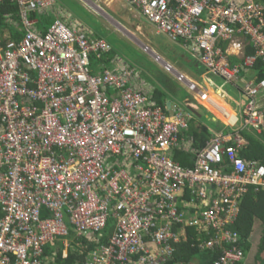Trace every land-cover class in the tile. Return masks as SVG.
Segmentation results:
<instances>
[{"label": "built area", "instance_id": "obj_1", "mask_svg": "<svg viewBox=\"0 0 264 264\" xmlns=\"http://www.w3.org/2000/svg\"><path fill=\"white\" fill-rule=\"evenodd\" d=\"M123 1L193 51L211 83L241 88L234 123L198 148L191 115L169 114L136 89L141 82L122 59L93 75L92 58L113 47L57 17V0H0L18 7L19 21H5L23 33L0 35V264H48L44 250L57 241L68 249L70 233L82 253L92 247L85 264H162L172 242L188 240L187 228L210 238L203 250L231 244L216 264L245 260L229 227L250 187L264 191V165L240 155L246 131L264 133V79L254 71L264 62V3ZM48 13L57 16L43 33L35 16ZM175 150L191 153L194 165L177 164Z\"/></svg>", "mask_w": 264, "mask_h": 264}, {"label": "crops", "instance_id": "obj_2", "mask_svg": "<svg viewBox=\"0 0 264 264\" xmlns=\"http://www.w3.org/2000/svg\"><path fill=\"white\" fill-rule=\"evenodd\" d=\"M57 2L59 3V1ZM64 3H59V6H58L59 9H58V12H56L58 16L56 14L55 16L59 18H65V17L72 18L73 17L75 19L73 21L77 25H80L85 32L91 33V35H93L95 38H101V39L106 40L104 36L102 35L105 33V31H112V32H116V31L110 28L107 22L100 19L99 16L103 17L101 13H104V15L107 16L114 23L109 20L108 22L112 23L117 28H119L125 34L126 38H128L132 43L137 44L142 50V52L145 54V56H148L152 60L153 65H155L156 67L158 65L160 69L164 68L162 64L155 61V59L146 52V49L148 50L151 49L150 51L152 53L154 52L161 60H163L166 64L170 65L173 68V72H169V73L166 72L165 70H163V72L159 71V68H158L159 72H156L151 66L143 65L140 62H133V63L126 62L124 61V59H122V61L125 62L128 68L134 71V74L138 76V78L135 76L138 79V81L141 82L135 87L136 89H139L145 92L146 94H148L149 96H151L153 102L157 104L159 107L161 106V104L157 101L158 92H160L165 97L164 102H162L164 106L163 108L161 107L164 111H167V113L172 114V112H175L176 109H183L185 114L189 113L191 115L192 120L190 121V124L198 130H202L201 125L203 124H201V122L204 120L206 121L208 120L212 124L214 123L211 126H206L209 128L208 130L210 131V134H211V138L207 141V143L215 135H219V134L225 135V133H227L228 130H230L228 125L234 123V119H235L234 115L237 114V110L241 105L242 97L239 92L241 88L237 89L236 85H233V84L224 83L223 85H217L216 81L217 80L221 81L220 79H216L214 80V83H211L212 77H209L208 75H206V71L204 67L201 66V63H199V61L196 59L193 51L185 47L183 44H180L182 47H178L184 53L183 55L181 54V58L184 60L186 64H188V68H187L188 71L184 72L180 70L179 68H177L169 60L167 61L160 53H158L152 46H150L149 39L153 38L154 36L153 32H150V31L145 32L144 30L146 28L145 25L143 26L139 20L131 18L132 17L131 13H135V14H138V13L130 11L128 8L126 9V5L124 6V10H120V8L116 7L112 3H107L103 5V7H102V4L100 5L96 4V6L98 7V10L97 12L94 11L96 12L94 14H97L99 16L94 15V14H91V15L99 17L100 19L99 23L101 22L102 28L104 30V32H100V31L98 32L96 31L95 28L93 29L89 27L88 25H86L87 22L80 19V17H76L73 14L74 11L70 9L69 5H67L66 3V6H67L66 7L65 5H63ZM83 7H84L83 9L85 10L86 9L85 6ZM55 16H53V21L51 23L49 22L50 24L45 28L46 30H43L41 27L39 28L41 32L45 33L51 27V25L55 21V18H56ZM127 20L131 24L138 26L139 28H137V30L141 29L142 32H145V34L147 35V38L145 39L147 41L141 40L137 36V34L134 33L135 32L134 30L133 32L129 31L130 28L128 27L129 23L126 22ZM155 34L158 35L156 32ZM111 46L113 47V52L108 55L109 57L107 58L108 60L107 63L100 61L101 62L99 64L100 69H102L103 66L109 67L111 63L113 64H116L117 62L118 64L120 63V59H121L120 58L121 55L119 52V50H121L120 47L117 45H111ZM162 47L164 51H167L164 46ZM228 52L233 58H235V61L240 60L241 54L239 53L238 50H236L233 47H229ZM245 52H247L248 54H252V50L249 48ZM144 64H147V63H144ZM178 75H182L185 80L180 81ZM255 77H257V79L259 80L256 74H255ZM187 83L197 84L199 88L204 90L205 94L207 95V98L206 99L203 98L197 91H191L189 87L187 86ZM183 85L188 90L187 95H185L184 93H181L180 91V88H182ZM226 85L232 86V89L234 90L236 97L232 96L226 90L225 88ZM242 85L243 84H241V86ZM219 92L220 94L218 95ZM181 94L183 95L182 97H181ZM263 100H264V96H263ZM191 125H190V128L192 130ZM247 132L248 131H246V134L249 135V133ZM257 135L261 136L262 134L258 133ZM244 138L246 139L247 144L242 149V151L246 150L249 146V140L246 137ZM256 236H258V241H259L260 236H261L260 230H256L254 232L253 237H252L253 243L255 242ZM54 252L55 250H53V252L51 251V254H54ZM251 257L252 256L248 257L245 264H252V260H250Z\"/></svg>", "mask_w": 264, "mask_h": 264}, {"label": "trees", "instance_id": "obj_3", "mask_svg": "<svg viewBox=\"0 0 264 264\" xmlns=\"http://www.w3.org/2000/svg\"><path fill=\"white\" fill-rule=\"evenodd\" d=\"M59 3H61L60 0ZM258 2L264 3V0H257ZM64 3V1H63ZM75 13V12H73ZM7 14H13L16 21L18 19V7L15 5H5L0 7V35L4 36L8 32L11 39L20 40L23 33L15 26L7 23L5 16ZM35 18L39 21V28L43 30L53 21V16L50 14L36 15ZM50 22V23H49ZM105 56L102 60L107 63V58ZM92 72L96 75L99 72L100 60L92 58ZM255 74L258 76L259 80L264 79V62L260 61L254 69ZM220 92L218 93V95ZM157 101L161 104L160 107L163 108L165 97L158 92ZM202 130L196 129L191 125L190 134L195 138V143L198 148L205 147L207 141L211 138L209 128L201 125ZM244 136L249 140V146L246 150L240 152V155L248 160H256L260 164L264 165V134L255 135L246 133ZM172 159L184 168H190L194 165V157L191 153L182 152L175 150L172 153ZM113 221L109 223L108 230L105 231L104 238H102V245L108 244V241L113 233L114 225ZM232 232H236L239 235V240L232 246H237L239 250L244 254V261L238 264H245L248 257L253 255V250L256 251L255 256L252 260L253 264H256L264 260V191L256 192L254 187H250L249 193L245 196L241 204V212L238 216L237 221L234 225L229 227ZM256 230L261 231L260 240L252 242L253 234ZM188 240L181 241L179 243H171L172 256L166 258L162 264H216L219 258L223 254V248L225 246L229 247L231 244H225L222 248H216L215 250H203L201 249L207 242L208 238L204 232L198 231L196 228L186 229ZM214 232L211 233V235ZM68 239L70 240V247L68 249L64 248L61 241H57L54 247H47L44 250V257L48 260V264H85L87 259V253L92 249L89 246L86 249V253H81L78 250V246L73 243L76 241L73 239V235L70 233ZM210 239V238H209ZM76 243V242H75ZM55 250V258L52 257L51 251ZM83 252V251H82ZM50 253V254H49ZM264 264V261H263Z\"/></svg>", "mask_w": 264, "mask_h": 264}, {"label": "rangeland", "instance_id": "obj_4", "mask_svg": "<svg viewBox=\"0 0 264 264\" xmlns=\"http://www.w3.org/2000/svg\"><path fill=\"white\" fill-rule=\"evenodd\" d=\"M60 1H61V3H63V1H65V3L63 5L66 6V3H67V5H69L70 9L73 10L74 12H76V13H73L76 17H80V19H82L88 23V24L86 23V25H88L89 27H91L93 29L95 28L96 31H98V32L99 31L104 32V30L102 28V24H101V22L99 23V20L102 19L103 21L107 22L109 24L110 28H112L116 32L105 31V33L102 35L104 36L106 41H108V43H110L111 45H117L120 47V49H121V50H119L120 55H121L120 58L124 59V61L131 62V63L140 62L143 65L151 66L156 72H159V71L163 72V70H165L166 72L169 73V71H167V69H165V68L160 69L158 67V65H157V67L155 65H153L152 60L148 56H145V54L142 52V50L140 49V47L137 44L132 43L128 38H126L125 34L119 28H117L112 23L108 22V20L109 21H112V20H110L107 16H105L104 13H101V15L103 17H101L97 14H94L98 10V7L96 6V4L97 5L102 4V7H103V5H105L107 3H112L116 7L120 8V10H124L125 2L123 0H60ZM83 6H85V8L88 10L85 9L86 10L85 11L83 9L84 8ZM94 11H96V12H94ZM91 12H93V13H91ZM65 14H67V13H65ZM91 14L99 16L100 19H99V17L91 15ZM131 14H132L131 18L137 19L141 22V24L143 26L145 25V27H146L144 29L145 32L146 31L153 32V34H154L153 38H150L151 40L149 39L150 46H152L158 53H160L167 61L169 60L177 68H179L180 70H182L184 72H187L188 71V69H187L188 64H186L184 62V60L181 58V54L183 55L184 53L182 52L181 49L178 48V47H182V46L178 43L170 41L165 35H161V34H158L160 36L156 35L155 34L156 31L151 27V25L147 24L143 18H141L138 14H135V13H131ZM64 20L72 28L79 26L73 21V20H75L73 17L72 18L65 17ZM128 20L126 22L129 23V25H128V27L130 28L129 31L133 32V30H134L135 31L134 33H136L137 36L141 40L147 41L145 39V38H147V35L145 34V32H142L141 29L137 30V28H139V27L131 24ZM162 46H164L167 51H164ZM144 63H147V64H144ZM158 68H159V71H158ZM216 84L217 85H223L224 82L217 80ZM225 88L232 96L236 97V94H235L234 90L232 89V86L226 85ZM180 91H181V93H184L185 95H187V93H188V90L186 89V87L184 85L182 88H180ZM182 96L183 95L181 94V97ZM201 124H203L204 126H211L214 123L212 124L208 120L207 121L204 120L201 122ZM257 241H258V236H256V239H255L256 245H257ZM255 253H256V251L253 252V255H252L250 260H253ZM252 264H253V262H252Z\"/></svg>", "mask_w": 264, "mask_h": 264}, {"label": "clouds", "instance_id": "obj_5", "mask_svg": "<svg viewBox=\"0 0 264 264\" xmlns=\"http://www.w3.org/2000/svg\"><path fill=\"white\" fill-rule=\"evenodd\" d=\"M146 52L150 55V56H152L154 59H155V61H157L158 63H160V64H162L163 65V67L165 68V65H166V63L163 61V60H161L154 52L152 53L150 50H148V49H146ZM157 58H159V60H157Z\"/></svg>", "mask_w": 264, "mask_h": 264}, {"label": "bare ground", "instance_id": "obj_6", "mask_svg": "<svg viewBox=\"0 0 264 264\" xmlns=\"http://www.w3.org/2000/svg\"><path fill=\"white\" fill-rule=\"evenodd\" d=\"M148 48V47H147ZM150 48V47H149ZM151 50V49H150Z\"/></svg>", "mask_w": 264, "mask_h": 264}]
</instances>
